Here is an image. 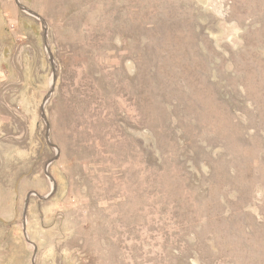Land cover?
I'll use <instances>...</instances> for the list:
<instances>
[{"label": "rangeland", "instance_id": "1", "mask_svg": "<svg viewBox=\"0 0 264 264\" xmlns=\"http://www.w3.org/2000/svg\"><path fill=\"white\" fill-rule=\"evenodd\" d=\"M0 264H264V0H0Z\"/></svg>", "mask_w": 264, "mask_h": 264}, {"label": "bare ground", "instance_id": "2", "mask_svg": "<svg viewBox=\"0 0 264 264\" xmlns=\"http://www.w3.org/2000/svg\"><path fill=\"white\" fill-rule=\"evenodd\" d=\"M171 38H173L172 36H171ZM169 40V39H168ZM163 42V41H162ZM169 42V41H168ZM164 43V42H163ZM169 44V43H168ZM183 44V43H182ZM184 45V44H183ZM167 46V45H166ZM164 47V46H163Z\"/></svg>", "mask_w": 264, "mask_h": 264}, {"label": "water", "instance_id": "3", "mask_svg": "<svg viewBox=\"0 0 264 264\" xmlns=\"http://www.w3.org/2000/svg\"><path fill=\"white\" fill-rule=\"evenodd\" d=\"M42 114H43V109H42ZM48 197V196H47ZM24 216H25V214H24ZM24 232H25V230H24Z\"/></svg>", "mask_w": 264, "mask_h": 264}]
</instances>
